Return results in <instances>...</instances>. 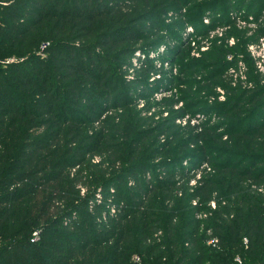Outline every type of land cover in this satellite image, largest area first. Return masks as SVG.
I'll return each mask as SVG.
<instances>
[{"label": "trees", "instance_id": "obj_1", "mask_svg": "<svg viewBox=\"0 0 264 264\" xmlns=\"http://www.w3.org/2000/svg\"><path fill=\"white\" fill-rule=\"evenodd\" d=\"M235 31L258 42L264 0H0V264H264V77L233 84ZM201 81L224 100L177 106Z\"/></svg>", "mask_w": 264, "mask_h": 264}, {"label": "rangeland", "instance_id": "obj_2", "mask_svg": "<svg viewBox=\"0 0 264 264\" xmlns=\"http://www.w3.org/2000/svg\"><path fill=\"white\" fill-rule=\"evenodd\" d=\"M207 24L208 23H206V25ZM225 24L226 23H222V25L220 27H217L216 29L210 31V33H208L207 36H204L205 34H203V29H200L199 31L194 32L191 39H189L187 41L186 46H184L181 49L180 55L176 56V58L174 59V63L177 64L176 68H179L180 65H183V63H185V62L195 61V60L200 59L201 55H202L201 52H205L206 50H209V48L211 47L210 41L212 40V38L218 37V39H221V38L223 39L224 36L221 34L225 30H231L230 28H232L234 26L241 27V28H244V27L249 28L252 25L251 23H249V24H247V22L245 23V21H243V20H239L238 22H234L232 25L230 23H229V25H225ZM249 32H250V30L247 33H249ZM238 34H239V32L235 31L233 34L230 33L227 35V36H229V39L226 41V43H227L226 45L232 46L233 44H235V45H237V48H238V50L237 49L232 50L231 53L228 55V57L231 58L229 60L234 62V64L231 65L232 72L231 71H228V72H229V74H231L233 84H235V85L240 84L242 86V85H244V83H248L250 81L249 75H253V76L257 75L255 71H257L258 73H260L262 75V77H264V66H263L264 63L260 60L261 58L258 56V52H259L258 48H256L254 50V52L252 53L249 49V46H247L248 44L244 43V40L243 39L241 40L240 37L238 36ZM204 42H206V43H204ZM198 43H202V47L197 48ZM235 52H237L236 57L233 55ZM258 62H260V68H257ZM169 67H170V65L166 66L167 71L169 69H173V67L172 68H169ZM259 70L262 73L259 72ZM176 73L177 72H174L175 76H178ZM201 82L202 83L200 85L196 84L193 87V89L201 88L200 96L196 97V95H195L193 97V99H189V100H185V101H183L181 99L180 104H178L177 106L188 107V106H190V104H196L197 103L196 105H194V111L198 112V110H200L202 108L199 105L200 97H203V100H205L204 103H207V104H211L213 102H219V101L224 100L225 92L223 91V89H221V86L216 85L215 87H211L208 83L203 82V81H201ZM177 85H179V84H177ZM173 93H175V92L173 91ZM163 94L167 95V94H170V92L167 91V92H163L161 94L155 93V96H153V97H154V99H158ZM141 106L142 105L139 104L137 106V108L139 109ZM154 110L155 109H153L151 111L153 112ZM186 116H188V115H185L184 117H186ZM195 117L196 116L194 115V116H190L187 119H191V120H193V122H195V120H196ZM215 122H217V121H213L212 123H215ZM177 123L182 125L181 121H179ZM152 141H153V138H150L146 143H144L142 145H144L145 147H148L149 146L148 144H151ZM161 142H162V139L158 142V144H160ZM153 147H154V145H152L148 151L149 152L152 151ZM149 152H147V153H149ZM125 157H126V155H124V159H125ZM35 232H33V235Z\"/></svg>", "mask_w": 264, "mask_h": 264}, {"label": "built area", "instance_id": "obj_3", "mask_svg": "<svg viewBox=\"0 0 264 264\" xmlns=\"http://www.w3.org/2000/svg\"><path fill=\"white\" fill-rule=\"evenodd\" d=\"M204 22L207 23V20H204ZM240 23H241V22H240ZM242 23H243V22H242ZM248 46H249V49H250V51H251L252 53L254 52V50H255L256 48H258V50H259V52H258V56L261 58L260 60L264 63V35L258 40V42L251 43V44H249ZM257 66H258L257 68H260V62H258ZM263 66H264V65H263ZM229 71L232 72V68H230ZM259 72H261V71L259 70ZM261 73H262V72H261ZM186 119H187V116H186V117H183V118H181V119H177L176 121H177V122L181 121V123L184 124ZM190 123H194L193 120H190ZM95 160H96V159H95ZM204 167H205V166H199V169L196 170V172H195V176H196L197 178L199 177V174H200V168H204ZM193 183H194V180H191V181H190V184H193ZM253 187L256 188L257 191L264 192V186H262V185H260V186H255V185H253ZM195 203H196V202H193V205H195ZM209 206H210L211 208H214V207H215L214 201H210V202H209ZM204 216H206V212H205V213H202V212H201V213L196 214V217H204ZM34 235H36V232L34 233ZM35 238H36V237H35ZM214 241H215V239L211 238V239H209L207 242H208V243H213ZM243 241L246 242V238H243ZM133 259H134L135 261H138V260H139L138 256H133ZM235 259H236V261L240 262L238 256H237Z\"/></svg>", "mask_w": 264, "mask_h": 264}]
</instances>
